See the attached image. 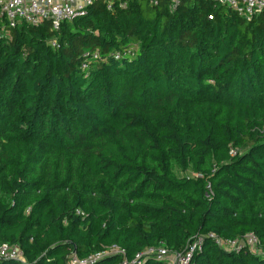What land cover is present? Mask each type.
I'll return each mask as SVG.
<instances>
[{
    "label": "trees",
    "instance_id": "16d2710c",
    "mask_svg": "<svg viewBox=\"0 0 264 264\" xmlns=\"http://www.w3.org/2000/svg\"><path fill=\"white\" fill-rule=\"evenodd\" d=\"M107 1L58 30L0 22V246L23 255L0 264L198 238L189 264H264V11ZM208 234H251L259 252Z\"/></svg>",
    "mask_w": 264,
    "mask_h": 264
},
{
    "label": "built area",
    "instance_id": "2783aa9c",
    "mask_svg": "<svg viewBox=\"0 0 264 264\" xmlns=\"http://www.w3.org/2000/svg\"><path fill=\"white\" fill-rule=\"evenodd\" d=\"M98 0H0V22L9 28H15L20 23L31 26L48 21L54 30H58L63 22H71L77 18L84 17L87 10ZM117 1L120 8H125L126 2L122 0H108L107 10H112L114 2ZM151 4L157 5L160 0H149ZM171 10H174L182 0H167ZM218 5L224 6L238 16L251 20L264 11V0H209ZM52 46H55L53 41ZM118 60L120 53L112 54ZM125 57H133L134 49L128 48L123 53ZM86 60L82 64L83 71L88 69L89 63L99 59L98 52L84 54ZM233 154V152H231ZM210 191L209 186L207 187ZM77 215L84 214L77 210ZM214 239L218 246L226 251H239L242 247H248L252 251H258L256 238L248 234L240 240H224L215 234H208ZM201 248V238L191 243L184 252H171L164 247L148 248L138 253L131 260L126 257L125 250L117 245H111L102 251L91 254L85 259H79L75 254L69 258V264H99L107 257L120 256V264H143L147 258L154 257L164 264H189L195 252ZM259 252V251H258ZM261 253V252H260ZM0 260L23 261L21 250L17 246L2 244L0 246Z\"/></svg>",
    "mask_w": 264,
    "mask_h": 264
}]
</instances>
